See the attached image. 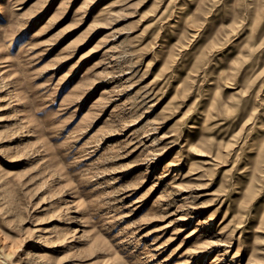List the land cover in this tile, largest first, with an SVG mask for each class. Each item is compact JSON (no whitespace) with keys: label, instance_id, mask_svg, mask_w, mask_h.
<instances>
[{"label":"rangeland","instance_id":"374dc122","mask_svg":"<svg viewBox=\"0 0 264 264\" xmlns=\"http://www.w3.org/2000/svg\"><path fill=\"white\" fill-rule=\"evenodd\" d=\"M0 264H264V0H0Z\"/></svg>","mask_w":264,"mask_h":264}]
</instances>
